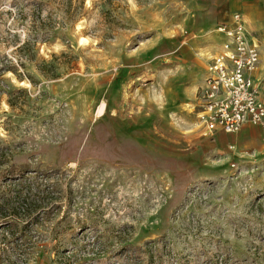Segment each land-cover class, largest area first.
I'll use <instances>...</instances> for the list:
<instances>
[{
  "label": "rangeland",
  "instance_id": "rangeland-1",
  "mask_svg": "<svg viewBox=\"0 0 264 264\" xmlns=\"http://www.w3.org/2000/svg\"><path fill=\"white\" fill-rule=\"evenodd\" d=\"M188 6L0 0V264H264V157L203 135Z\"/></svg>",
  "mask_w": 264,
  "mask_h": 264
},
{
  "label": "built area",
  "instance_id": "built-area-1",
  "mask_svg": "<svg viewBox=\"0 0 264 264\" xmlns=\"http://www.w3.org/2000/svg\"><path fill=\"white\" fill-rule=\"evenodd\" d=\"M234 26L218 25L228 40L209 65L206 86L198 90L197 116L203 135L214 132L237 133L245 123L264 128V102L259 87L246 76L256 67L259 51L246 42L240 13H235Z\"/></svg>",
  "mask_w": 264,
  "mask_h": 264
},
{
  "label": "crops",
  "instance_id": "crops-1",
  "mask_svg": "<svg viewBox=\"0 0 264 264\" xmlns=\"http://www.w3.org/2000/svg\"><path fill=\"white\" fill-rule=\"evenodd\" d=\"M188 7L189 20L187 23H190L194 38H201L200 49L210 56L219 54L223 43L228 40L227 35L218 30V25L232 28L234 14H241L246 42L254 44L259 51V61L256 67L247 71L246 76L259 87L260 99L264 102V0H189ZM217 37L222 39L219 43L210 42L211 39ZM204 84L206 85V81ZM201 87L203 86L196 90V101L198 90ZM221 133L222 131H217L213 135L220 136ZM225 135L234 139L230 147L244 148L246 154H251L253 157H264L263 127L245 123L239 132Z\"/></svg>",
  "mask_w": 264,
  "mask_h": 264
},
{
  "label": "bare ground",
  "instance_id": "bare-ground-1",
  "mask_svg": "<svg viewBox=\"0 0 264 264\" xmlns=\"http://www.w3.org/2000/svg\"><path fill=\"white\" fill-rule=\"evenodd\" d=\"M105 109V103H103L99 108V113H102Z\"/></svg>",
  "mask_w": 264,
  "mask_h": 264
}]
</instances>
